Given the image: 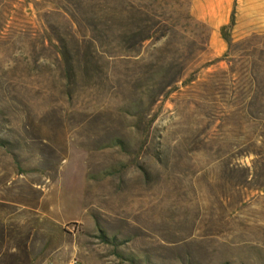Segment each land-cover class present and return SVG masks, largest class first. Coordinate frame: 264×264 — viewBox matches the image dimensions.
Here are the masks:
<instances>
[{
	"label": "rangeland",
	"instance_id": "374dc122",
	"mask_svg": "<svg viewBox=\"0 0 264 264\" xmlns=\"http://www.w3.org/2000/svg\"><path fill=\"white\" fill-rule=\"evenodd\" d=\"M193 3L0 0L7 250L47 264H264L256 0H234L230 44Z\"/></svg>",
	"mask_w": 264,
	"mask_h": 264
},
{
	"label": "crops",
	"instance_id": "0c3cea01",
	"mask_svg": "<svg viewBox=\"0 0 264 264\" xmlns=\"http://www.w3.org/2000/svg\"><path fill=\"white\" fill-rule=\"evenodd\" d=\"M233 3L234 0H194L193 16L210 26L216 36L230 24ZM256 33H264V0H256ZM21 254L16 248L7 250L4 242L0 243V264H47L26 253L22 258Z\"/></svg>",
	"mask_w": 264,
	"mask_h": 264
},
{
	"label": "trees",
	"instance_id": "16d2710c",
	"mask_svg": "<svg viewBox=\"0 0 264 264\" xmlns=\"http://www.w3.org/2000/svg\"><path fill=\"white\" fill-rule=\"evenodd\" d=\"M235 26V14H232V17H231V23L229 26H226L224 28H222V31H221V34H222V37L223 39L226 41V43L230 44L231 43V40H230V36L227 34V32L229 30H231L233 27Z\"/></svg>",
	"mask_w": 264,
	"mask_h": 264
}]
</instances>
